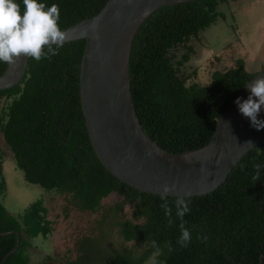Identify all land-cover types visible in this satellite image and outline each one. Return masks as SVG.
<instances>
[{"label":"trees","instance_id":"1","mask_svg":"<svg viewBox=\"0 0 264 264\" xmlns=\"http://www.w3.org/2000/svg\"><path fill=\"white\" fill-rule=\"evenodd\" d=\"M225 1L199 0L160 8L134 38L129 57L133 108L144 133L167 153L204 147L217 120L256 75L240 61L232 69L212 72L207 85L193 82L196 75L185 71L191 56L189 42L216 22L221 15L217 5ZM16 2L23 10L22 0ZM38 2L59 6L58 25L65 30L97 15L108 0ZM85 44V40L63 44L51 59L28 58L20 83L0 91V134L25 179L47 192L70 196L73 207L81 212H96L112 193L120 196L123 204H134L132 220L141 223H116L123 241L144 246V252L138 258L129 251L111 254L103 264H143L157 253L153 241L158 246V264H259L264 257V169L255 181L252 164L264 165V141L242 157L215 191L187 198L191 210L183 222L190 229L191 242L181 247L177 244L181 221L175 217L176 198L168 197L175 220L169 227L160 196L118 181L91 146L80 107L79 66ZM180 48L183 53L175 60ZM6 66L0 62V76ZM256 148L261 155L257 156ZM4 190L0 159V197ZM29 211L22 223L0 203V233L15 231L20 240L4 264H30L27 237L32 238L34 222L27 216ZM115 214L110 210L104 219ZM15 246V233L0 236V264ZM78 259L67 264H79Z\"/></svg>","mask_w":264,"mask_h":264},{"label":"water","instance_id":"2","mask_svg":"<svg viewBox=\"0 0 264 264\" xmlns=\"http://www.w3.org/2000/svg\"><path fill=\"white\" fill-rule=\"evenodd\" d=\"M199 0H108L100 12L62 30L64 44L85 40L80 63V107L91 146L103 167L118 181L143 193L160 196L162 185L175 184L168 197L205 196L226 181L244 155L264 141L235 103L250 95L244 86L217 120L210 141L202 148L170 154L153 142L141 128L132 104L129 57L134 38L155 11L166 6ZM54 46V45H53ZM28 57L7 64L0 76V91L22 80ZM264 77V68L248 83ZM247 83V84H248ZM264 120V108L258 114ZM251 141L252 146L245 143ZM187 194V195H186ZM16 246L1 264L18 249ZM264 257L260 258L262 264Z\"/></svg>","mask_w":264,"mask_h":264},{"label":"rangeland","instance_id":"3","mask_svg":"<svg viewBox=\"0 0 264 264\" xmlns=\"http://www.w3.org/2000/svg\"><path fill=\"white\" fill-rule=\"evenodd\" d=\"M217 11L221 15L216 22L189 42L191 56L185 62L186 70L182 67L194 73L193 82L201 85L210 83L212 72L232 69L238 61L249 73L258 74L264 68V0H227L217 5ZM181 53L182 48L175 60L180 59ZM0 156L5 187L0 203L22 223L29 209L27 216L34 222L30 229L32 238L27 237L30 264H67L78 257H81L79 264H103L111 254L129 251L138 258L144 252V246L123 241L116 223H141L132 220L134 204H123V199L112 193L101 201L96 212H81L73 207L70 196L47 192L29 183L1 134ZM117 207L121 208L120 212ZM110 210L116 214L104 219Z\"/></svg>","mask_w":264,"mask_h":264},{"label":"clouds","instance_id":"4","mask_svg":"<svg viewBox=\"0 0 264 264\" xmlns=\"http://www.w3.org/2000/svg\"><path fill=\"white\" fill-rule=\"evenodd\" d=\"M22 3L23 10L16 0H0V62L9 65L15 64L22 56L36 61L44 58L51 59L52 56L58 54L59 48L66 40V33L58 25L60 18L58 5L52 4L47 7L38 0H22ZM245 86L249 89L250 95L243 100L237 97L235 103L239 112L250 120L253 127L257 130L264 129V120L258 119V114L264 108V77L256 78ZM245 144L253 147L251 141ZM256 149L257 156L261 155L262 152ZM252 167L254 170L252 178L256 181L260 178L264 165L253 162ZM161 187L160 207L170 227L175 220L168 194L176 191V185L165 183ZM173 204L175 217L181 221L178 225L180 236L177 244L181 247H188L191 242V232L185 226L183 218L191 210V200L185 196H178ZM152 246L157 249V253L150 257L148 264H158V246L155 241L152 242Z\"/></svg>","mask_w":264,"mask_h":264}]
</instances>
